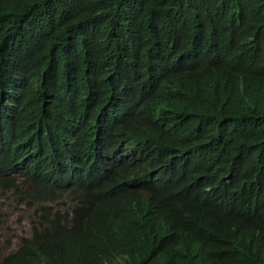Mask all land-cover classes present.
<instances>
[{
	"label": "trees",
	"instance_id": "1",
	"mask_svg": "<svg viewBox=\"0 0 264 264\" xmlns=\"http://www.w3.org/2000/svg\"><path fill=\"white\" fill-rule=\"evenodd\" d=\"M207 81L233 92L223 100ZM126 85L152 97L137 106L150 145L135 168L157 180L160 215L124 264H264V0H0V175L24 168L35 174L26 178L29 200L74 205L44 216L65 234L67 251L54 244L56 257L35 258L25 239L15 256L111 264L87 246L125 191L105 178L52 185L38 173L41 160L18 166L9 149L21 121L38 116L40 96L57 119L48 131L62 130L63 115L95 90Z\"/></svg>",
	"mask_w": 264,
	"mask_h": 264
},
{
	"label": "clouds",
	"instance_id": "2",
	"mask_svg": "<svg viewBox=\"0 0 264 264\" xmlns=\"http://www.w3.org/2000/svg\"><path fill=\"white\" fill-rule=\"evenodd\" d=\"M242 85H245V80L239 75V86ZM14 86L15 83L10 88ZM203 88L222 93L223 100L233 92L221 82L207 81ZM45 92L50 98V94ZM200 92L201 88L198 87L195 93L199 100L202 99ZM3 93L7 96L19 92L11 93L5 88ZM92 96H97V99L93 100ZM151 98L148 93L136 92L129 85L114 87L106 94L95 90L88 102L79 106L77 113L78 106L63 115V121H66L64 129L57 126L48 131V125L57 119L54 120L49 108L52 101L44 102L40 96L36 112L38 116L21 121L20 134L14 138V144L9 149L10 154L19 160L18 166L33 159L41 160L38 173L46 176L52 185L88 187L105 178L112 187L125 191L119 207L104 216L99 223L96 242L87 246L89 250L97 248L99 252L109 254L111 264H124L129 252L143 243L147 223L160 215L154 200L157 180L152 175L139 174L135 168V157L146 152L150 145L147 127L142 122L137 106ZM33 136L34 141H24ZM21 141L24 145H19L22 151L17 154L15 145ZM45 157L54 160L55 168H52L50 161L48 164ZM4 163L7 164L6 161ZM30 175L35 174L21 167L0 175L3 181L2 184L0 180V196L14 198L20 185L29 187L17 200H22V204L29 202L37 214L30 217L33 226L29 233L20 238L17 248L12 251L10 247L7 252L0 254V264H25L22 258L15 256L25 239H33L25 245L30 247L35 258L56 257L54 244L67 251L65 234L54 225L49 226L44 216L49 207L54 214H67L72 212L74 205L70 202L58 204L29 200L35 190L34 182L26 179ZM2 216L0 214V222ZM45 230L49 233H44ZM37 231L43 235L34 239Z\"/></svg>",
	"mask_w": 264,
	"mask_h": 264
},
{
	"label": "rangeland",
	"instance_id": "3",
	"mask_svg": "<svg viewBox=\"0 0 264 264\" xmlns=\"http://www.w3.org/2000/svg\"><path fill=\"white\" fill-rule=\"evenodd\" d=\"M27 190L29 187L20 185L14 198L12 196H0V214H3L0 222V254L7 252L10 247L12 251L15 250L20 238L29 233L31 226H33L30 217L37 216L34 208L29 205V202L22 204V200H17ZM5 239L10 240L3 242Z\"/></svg>",
	"mask_w": 264,
	"mask_h": 264
}]
</instances>
